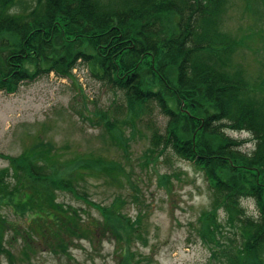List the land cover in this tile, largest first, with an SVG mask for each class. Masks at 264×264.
I'll use <instances>...</instances> for the list:
<instances>
[{
  "label": "trees",
  "instance_id": "1",
  "mask_svg": "<svg viewBox=\"0 0 264 264\" xmlns=\"http://www.w3.org/2000/svg\"><path fill=\"white\" fill-rule=\"evenodd\" d=\"M231 1L0 0V90L15 92L47 74L76 83L73 71L85 65L97 83L122 94L121 103L96 109L104 134L114 139L142 124L146 161L160 163L171 153L204 173L210 203L199 233L210 252L206 264H221V257L264 264V68L251 77L235 58L242 42L223 25ZM243 1L254 25L264 27V0ZM154 113L165 119L162 127L152 122ZM233 132L248 134L253 148H243ZM0 158L8 160L0 199L16 198L47 242L61 234L57 224L70 223L71 210L53 199L56 191L85 204L79 186L88 171L101 163L107 178L116 167L122 171L101 157L80 158L79 179L30 154ZM241 199L253 202L256 218ZM124 230L126 245L137 230Z\"/></svg>",
  "mask_w": 264,
  "mask_h": 264
},
{
  "label": "rangeland",
  "instance_id": "2",
  "mask_svg": "<svg viewBox=\"0 0 264 264\" xmlns=\"http://www.w3.org/2000/svg\"><path fill=\"white\" fill-rule=\"evenodd\" d=\"M229 4L223 25L242 42L235 58L255 78L264 68V27L254 25L243 0ZM73 74L76 83L47 74L20 83L15 92L0 90V153L46 159L59 174L79 179L80 158L101 157L122 171L116 167L107 178L102 163L97 172L88 171L79 186L85 204L62 191L54 193L53 199L71 210L69 224L56 223L61 234L54 241L37 237L29 223L33 216H24L23 208L14 205L16 198L0 199V264H206L210 252L199 233L210 203L204 173L171 153L160 163L146 161L149 142L142 124L133 132L124 128V135L114 139L104 134L96 109L112 106L113 100L121 103L122 94L97 83L83 64ZM152 122L162 127L165 119L154 113ZM229 134L248 143L244 132ZM7 167L8 160L0 158V170ZM240 203L247 216H258L251 200ZM217 212L223 218L224 212ZM126 227L137 232L125 245ZM220 262L229 264L223 257Z\"/></svg>",
  "mask_w": 264,
  "mask_h": 264
}]
</instances>
